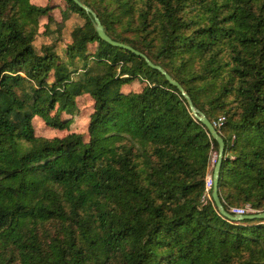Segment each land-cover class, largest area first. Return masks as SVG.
<instances>
[{
  "label": "trees",
  "instance_id": "trees-1",
  "mask_svg": "<svg viewBox=\"0 0 264 264\" xmlns=\"http://www.w3.org/2000/svg\"><path fill=\"white\" fill-rule=\"evenodd\" d=\"M80 1L223 117L219 198L264 211V0ZM81 97L86 128L69 130ZM217 150L178 88L73 0H0V264H264V220L202 200Z\"/></svg>",
  "mask_w": 264,
  "mask_h": 264
},
{
  "label": "water",
  "instance_id": "water-1",
  "mask_svg": "<svg viewBox=\"0 0 264 264\" xmlns=\"http://www.w3.org/2000/svg\"><path fill=\"white\" fill-rule=\"evenodd\" d=\"M76 4H78L81 8H83L92 18V21L94 23V27L98 33V35L105 41L109 42L112 45H116L119 46L121 48L124 49H129L132 52H134L137 55H140L142 57H144L148 64L150 66L156 67L157 69H159L167 78V80L172 84L175 85L178 90L181 92V94L184 96V98L187 101V104L192 112V114L195 116V118L197 120H199L208 130L210 136L216 140V142L218 143V150H217V157H216V162L214 164L213 167V171H212V178H213V186H212V191H211V196H212V200L218 210V212L230 219V220H234V221H241V220H257V219H261L264 220V211L261 212H253V213H248V214H231L230 212H228L220 198L218 195V181H219V177H220V168H221V164H222V159H223V154H224V149H225V144H224V140L222 138V136L218 133L217 129L215 128L214 124L212 122H210V120L206 117V115L200 111L198 108H196L190 98V96L188 95V93L183 89V87L173 78H171V76L159 65H154L151 61H149L145 55L135 49H133L132 47H130L129 45L117 42L112 40L105 32L98 16L96 15V13L88 6H86L85 4H83L80 0H73Z\"/></svg>",
  "mask_w": 264,
  "mask_h": 264
},
{
  "label": "rangeland",
  "instance_id": "rangeland-1",
  "mask_svg": "<svg viewBox=\"0 0 264 264\" xmlns=\"http://www.w3.org/2000/svg\"><path fill=\"white\" fill-rule=\"evenodd\" d=\"M79 22H82V20L79 18L69 21V25H67L66 28L62 32V39H61L62 41L59 42V46L57 48L59 51L63 47V44L69 41L70 29H72V27L78 24ZM54 39H55V36L53 35L47 38L42 37L40 35L36 37L34 44L36 46H40L44 44V42L53 43ZM78 102H79L80 108H83L82 113L79 117L80 119L79 124L74 125L73 123L75 121V117H74L71 121L72 125L69 130L84 131L86 128V121H87V115H88L87 109L90 107L91 101L89 100L88 97H81V98H78ZM35 132L41 136L55 137V136H63L64 134H66L67 130L54 129V128L46 126L43 121L36 120L35 121Z\"/></svg>",
  "mask_w": 264,
  "mask_h": 264
},
{
  "label": "built area",
  "instance_id": "built-area-1",
  "mask_svg": "<svg viewBox=\"0 0 264 264\" xmlns=\"http://www.w3.org/2000/svg\"><path fill=\"white\" fill-rule=\"evenodd\" d=\"M223 117H221L217 123H215L214 125L220 126L221 125V121H222ZM216 157H217V151L213 152L211 154V162H210V167L209 170L205 176V192L204 195L202 197V200L205 202L207 200H211L212 196H211V191H212V186H213V178H212V171H213V167L214 164L216 162ZM231 214H248V213H253L255 212L251 206L249 204H245L243 206H232L230 207L229 211Z\"/></svg>",
  "mask_w": 264,
  "mask_h": 264
}]
</instances>
